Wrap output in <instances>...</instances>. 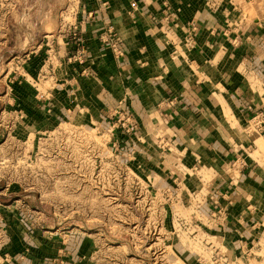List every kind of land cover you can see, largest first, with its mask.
<instances>
[{"label":"crops","instance_id":"1","mask_svg":"<svg viewBox=\"0 0 264 264\" xmlns=\"http://www.w3.org/2000/svg\"><path fill=\"white\" fill-rule=\"evenodd\" d=\"M63 5L19 0L0 21V131L15 109L30 135L51 134L64 122L91 127L127 111L138 131H117L114 139L133 140L134 159L147 169L141 176L158 188L155 199L164 200L170 220L178 209L197 231L237 222L263 228L256 134L236 139L223 108H232V121H252L264 141V0H82L79 44L70 24L60 29ZM191 25L198 26L193 45L187 43ZM113 40L123 56L114 54ZM18 55L28 61L15 80L9 68ZM0 182L2 202L7 194ZM221 190L230 193L220 214ZM9 212L0 209L5 217ZM252 253L234 260L260 263ZM1 261L28 264L22 252Z\"/></svg>","mask_w":264,"mask_h":264},{"label":"rangeland","instance_id":"2","mask_svg":"<svg viewBox=\"0 0 264 264\" xmlns=\"http://www.w3.org/2000/svg\"><path fill=\"white\" fill-rule=\"evenodd\" d=\"M68 2L59 13L60 29L68 25ZM18 4L0 0V17H10ZM16 63L9 69L16 71ZM223 110L236 139L256 134L252 153L264 165V141L256 138L254 123L232 121V108ZM116 115L91 127L64 122L51 134L37 135L19 126L22 121L6 122L0 131V180L11 216L0 214V264L19 252L28 264H238L234 259L251 251V259L256 253L260 262L253 264H264V225L251 229L237 222L212 233L197 231L184 224L178 209L170 220L164 200L155 199L158 188L141 176L147 169L134 159L133 140L112 136L130 128ZM14 189L17 195L10 196ZM178 191L173 185V193ZM227 197H220L219 209Z\"/></svg>","mask_w":264,"mask_h":264},{"label":"built area","instance_id":"3","mask_svg":"<svg viewBox=\"0 0 264 264\" xmlns=\"http://www.w3.org/2000/svg\"><path fill=\"white\" fill-rule=\"evenodd\" d=\"M81 8H82V0H69L68 2V7L66 8L65 12H66V20L67 21V24H70L71 25V33H70V36H71V39L76 42L77 44L80 43V39H79V29H78V26H77V23H78V20H79V16L81 15ZM8 17L7 16H4V17H0V21L3 20V22L7 19ZM198 31V26L197 25H191V29H190V33L188 34V37H187V43L189 45H193L194 44V37H193V34L196 33ZM111 45V48L114 52V54L116 55V57H121L123 56V52L120 48V44L118 41L116 40H113V41H108ZM17 59V63H16V72H17V75H15V80H18L19 76H21L22 72H24V63H22V61L26 60L28 61V55H24V56H17L16 57ZM14 81V79H13ZM4 112V111H3ZM15 113V117L12 118V120L16 121L17 123L19 121H22L24 119V115L23 113L20 111V110H16L14 111ZM119 117L122 118V119H127L128 123L130 124V128H128L127 130H125V135H131V134H134L135 132H137V125L135 123V121L133 120L132 118V115L127 112V111H124V110H121L119 111ZM121 121V119H120ZM117 128H118V125H115ZM114 126V127H115ZM13 128V127H12ZM11 128V130H12ZM112 136L114 137L115 136V132L113 133L112 132ZM5 191H7V188L5 189ZM218 197H223L225 198V194L223 191L221 192H218L217 193ZM4 208L5 210H10V206L9 205H6L4 204V202H1L0 201V209ZM218 213H222L224 212L223 210L219 209L218 208Z\"/></svg>","mask_w":264,"mask_h":264}]
</instances>
